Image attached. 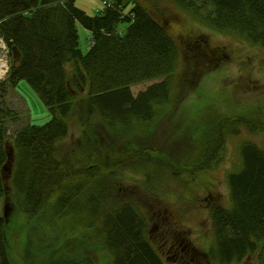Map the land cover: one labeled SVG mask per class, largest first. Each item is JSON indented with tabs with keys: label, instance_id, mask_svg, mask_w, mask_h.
Segmentation results:
<instances>
[{
	"label": "trees",
	"instance_id": "16d2710c",
	"mask_svg": "<svg viewBox=\"0 0 264 264\" xmlns=\"http://www.w3.org/2000/svg\"><path fill=\"white\" fill-rule=\"evenodd\" d=\"M102 1V11L89 16L75 0H0V56L8 64L0 81V161L14 156L6 183L0 178V206L33 224L38 220L50 238L64 234L46 264H165L148 241L146 214L136 199L118 202L112 194L119 196L127 173L141 174L151 188L152 177L176 179L215 168L226 137L238 135L236 127L264 132V106L206 121L194 143L182 117L196 111L202 76L220 56L211 59L201 50L202 37L177 42L160 19L174 5L206 28L264 49V0ZM77 25L88 33L86 52ZM19 82L33 90L50 118L10 138L5 119L13 114L2 98ZM145 83L133 96L130 89ZM164 124L169 128L162 131ZM73 128L77 147L59 157L57 145ZM238 156L239 169L224 181L230 209L208 206L211 233L222 223L236 239L225 235L207 256L228 264L258 253L264 264V248L257 249L264 239V149L244 142ZM13 232L0 216V264H18ZM195 250L188 243L168 248L178 264Z\"/></svg>",
	"mask_w": 264,
	"mask_h": 264
},
{
	"label": "rangeland",
	"instance_id": "374dc122",
	"mask_svg": "<svg viewBox=\"0 0 264 264\" xmlns=\"http://www.w3.org/2000/svg\"><path fill=\"white\" fill-rule=\"evenodd\" d=\"M75 6L92 16L95 12L102 11L104 3L102 0H75ZM166 13L167 18L164 21L160 19V21L164 23L168 34L174 40L180 42L186 37L197 39L202 37L204 43L201 50L208 53L211 59L220 56L218 57L220 63L202 76L204 93L201 89L200 93H203V96L199 100L200 104L198 103L195 107L196 111L193 109L191 114L186 113L182 117V121L192 128L190 134L194 139L192 141L195 143V137L206 121L220 116L251 114L262 110L261 106H264V49L258 45L249 44L242 37L231 32L206 28L181 13L174 5L168 4ZM76 28L80 48L82 52H86L90 46L86 44L88 33L79 25ZM149 84L132 87L130 89L132 95L135 96L144 91ZM2 103L4 109L13 114L5 119L6 135L10 138L16 131L28 125L42 126L50 118L43 103L25 82H19L15 91L8 89L2 98ZM206 105L209 108H203ZM194 119L198 121L196 125L193 124ZM167 128L169 125L164 124L162 131ZM236 130L237 136L226 137L224 156L215 168L194 176L186 173L184 177L182 176L183 178L173 179L168 175L167 179L161 178L160 175L157 178L152 177L151 188L141 174L127 173L130 180H127L125 187L117 190L116 194L119 196L116 197L115 192L112 194L113 200L117 199L118 202L122 199L129 202L132 198L136 199L142 207L141 211L146 214L148 241L165 264H178V258H173L168 251L172 243H188L196 249L193 259L189 255L185 264H219L217 259L210 261L207 254L213 248L219 247V242L224 241L225 235L228 239L231 237L236 239L232 230L231 234L228 231L224 232V228L228 225L222 223L218 232L212 234V219L208 216L211 212L208 208L209 204L215 205L220 211L230 209L228 191L224 181L227 173L237 172L239 169V145L250 142L264 149V132L253 133L241 126L236 127ZM177 136L181 140L183 133L177 132ZM76 147L77 132L73 128L69 139L57 145L59 157ZM13 157L10 156V159L6 161H0V178L4 184L7 181L8 169L14 164ZM11 210L12 208H9L5 214L6 221L12 224L14 229L12 243L13 256L16 261L18 264H46L51 259L49 253L56 248L60 240H63L64 234L50 238L42 233L38 220L33 224L25 221L19 212L14 213L15 210L12 212ZM2 214L0 206V216ZM50 228L54 229V225ZM67 237H73V233ZM263 248L264 239L257 242V249ZM228 264L262 263L258 260V253H255L254 255L246 254L240 262L231 260Z\"/></svg>",
	"mask_w": 264,
	"mask_h": 264
},
{
	"label": "built area",
	"instance_id": "2783aa9c",
	"mask_svg": "<svg viewBox=\"0 0 264 264\" xmlns=\"http://www.w3.org/2000/svg\"><path fill=\"white\" fill-rule=\"evenodd\" d=\"M0 48H3L1 41H0ZM6 72H7V64L5 60V55H2L0 56V81L3 80Z\"/></svg>",
	"mask_w": 264,
	"mask_h": 264
},
{
	"label": "bare ground",
	"instance_id": "6f19581e",
	"mask_svg": "<svg viewBox=\"0 0 264 264\" xmlns=\"http://www.w3.org/2000/svg\"><path fill=\"white\" fill-rule=\"evenodd\" d=\"M1 209H2V213H3L2 215L6 216L5 213H6V211L8 212V210H9V205L6 204L5 206H2Z\"/></svg>",
	"mask_w": 264,
	"mask_h": 264
}]
</instances>
